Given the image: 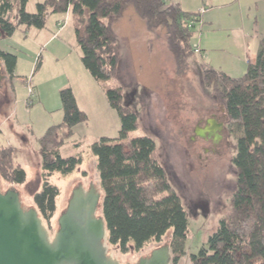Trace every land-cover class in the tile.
I'll return each instance as SVG.
<instances>
[{
    "label": "rangeland",
    "instance_id": "obj_1",
    "mask_svg": "<svg viewBox=\"0 0 264 264\" xmlns=\"http://www.w3.org/2000/svg\"><path fill=\"white\" fill-rule=\"evenodd\" d=\"M43 1L29 0L27 11L35 13L37 4ZM186 2L188 4L183 7L186 12L208 13L201 15L205 22L202 20L195 27L193 45L201 49L202 43H208L214 49L209 52L211 55L201 53L189 59L185 75L176 71L173 56L167 47L166 29L159 28L150 33L131 6L126 8L122 19L115 25L120 48L118 77L115 80L88 82L78 72L75 63L81 62V50L75 39H72L70 60H56L43 52L41 47L37 49L31 42L37 33L35 28L28 36L27 31L21 28L2 39L4 48L17 54L18 64L14 77L7 85L12 93L11 102L0 109V140L4 145L15 148V160L28 175L26 184L19 187L2 181L4 191L17 189L24 207L35 208L33 197L42 185L38 140L49 128L63 123L61 90L72 89L78 108L88 117L72 127L61 146L62 157L80 156L82 164L70 177L55 173L50 178L51 183L61 191L52 228L45 225L51 238L58 231V218L66 210L72 190L77 187L75 182L85 188L90 186L91 164L93 184L98 183L100 190L97 160L91 149L101 138L119 137L121 120L106 95L107 90L118 87L124 89V102L136 110L139 119V128L129 134L127 141L144 136L155 141L170 185L187 212L189 236L183 242L184 254L176 264H193L191 256L207 246L208 239L229 212L237 182L232 161L236 155L237 137L230 133L217 151L210 143L194 137L198 123L208 119L212 113L219 110L224 119L219 102L203 82L202 70L213 67L232 73L233 77L245 75L252 54L241 37L244 39L252 26L251 20L255 18L256 32L264 34V0ZM65 26L68 32L75 30L76 20L71 12ZM253 35L257 36V33ZM36 86L40 87L42 101L37 96ZM61 86L63 88L58 89ZM30 88L35 90L34 98L30 96ZM207 149L210 151L207 152ZM168 235L162 243L152 242L138 253L121 254L107 240L106 245L113 258L116 257L122 264H127V261L136 264L159 245H165ZM175 257L172 253V258ZM171 264H174L173 260Z\"/></svg>",
    "mask_w": 264,
    "mask_h": 264
},
{
    "label": "trees",
    "instance_id": "obj_2",
    "mask_svg": "<svg viewBox=\"0 0 264 264\" xmlns=\"http://www.w3.org/2000/svg\"><path fill=\"white\" fill-rule=\"evenodd\" d=\"M28 3L29 0H0V42L21 28L44 29L49 14L71 11L82 64L97 82L118 77L120 48L115 25L130 6L150 33L166 29L167 47L178 74L185 75L189 59L196 57L192 39L202 14L186 12L172 0H44L37 4L35 13L27 11ZM0 60L13 78L17 56L0 52ZM202 77L223 109L230 133L237 137L232 160L237 182L229 212L207 246L191 260L193 264H264V38L256 60L249 63L244 76L232 78L209 67L202 70ZM106 95L118 113L121 130L117 139L101 138L91 150L97 160L107 242L121 254L138 253L152 242L162 243L170 233L169 245L176 264L189 236L187 212L170 185L155 141L148 136L127 141L129 134L139 128V119L136 110L125 104L124 89H109ZM60 99L63 123L49 128L38 140L42 185L33 197L49 229L61 194L50 178L55 173L70 177L83 161L80 156L62 157L61 146L72 127L88 118L78 108L72 89L61 90ZM15 157V148L0 140V180L19 187L26 184L28 175Z\"/></svg>",
    "mask_w": 264,
    "mask_h": 264
},
{
    "label": "water",
    "instance_id": "obj_3",
    "mask_svg": "<svg viewBox=\"0 0 264 264\" xmlns=\"http://www.w3.org/2000/svg\"><path fill=\"white\" fill-rule=\"evenodd\" d=\"M0 62V87L7 78ZM90 187L75 182L66 210L58 219V231L50 232L36 208H25L20 192L3 190L0 180V264H122L113 258L106 245L107 226L100 214L102 194L93 184L90 165ZM156 247L136 264H171L169 245ZM127 264H130L127 261Z\"/></svg>",
    "mask_w": 264,
    "mask_h": 264
},
{
    "label": "crops",
    "instance_id": "obj_4",
    "mask_svg": "<svg viewBox=\"0 0 264 264\" xmlns=\"http://www.w3.org/2000/svg\"><path fill=\"white\" fill-rule=\"evenodd\" d=\"M172 1L174 3L181 4L182 8L183 7L185 8L186 5L188 4V2H186V0H172ZM70 12L71 11H69L65 16H62L59 14H49L47 17V23H46L45 28L41 29V30L36 29L37 33H35V36L31 40L32 44L36 45L37 49H39L41 47V50L44 49L43 52H46V54L48 53V54L52 55V58H54L56 60H60V59L61 60H67V59L70 60V58H71V45H73L72 39L76 40V37H75V30L74 31L69 30V32H68V29H66V26H65V21L67 19H69ZM206 14H208V13L206 12V13H203L202 15L205 16ZM202 20H204V17L201 18V22H202ZM251 21H252V26H250L248 32L245 33L246 35H244V39H243V37H241L242 41L244 42V45L247 48H249V51L252 54V56H251L252 60L248 61V65H249V63H253L256 60V57H257V54L259 51L260 41L264 38V34L259 35L258 32H256V30H255L256 25H257L256 18L254 20H251ZM204 22H205V20H204ZM212 23H214V22H212ZM32 29L27 31V33H26L27 36L32 34L31 33ZM254 32L257 33V36L255 35L256 37L253 35ZM229 39H230V37H229ZM213 49L214 48H212V44L206 43L204 45V43H202V45H201V50H202V53L204 55H208V54L211 55L209 52H212ZM0 52H7V53H12V54L15 53L12 50H6L4 48V45L2 42H0ZM43 52L41 55L42 57H43ZM15 55L17 56V54H15ZM238 60H240V59H238ZM80 63H82V61ZM80 63H78V61L75 63L76 69L78 70V72L80 74L83 75V77L85 79L88 80V82H92V80H94V79L92 77H90L91 75H88L86 73V71H87L86 69H85L86 71H84V69ZM17 64H18V61H17ZM248 65H247V68H248ZM214 69L221 72V70H219L220 68L219 69L214 68ZM64 71L66 72V70H64ZM15 72H16V69H15ZM223 73L227 74L228 76H230L232 78L242 77V76L233 77L232 76L233 74L231 73L232 74L231 75L228 72H223ZM62 88L63 87L61 86L58 89H62ZM35 89L37 91V96L42 101V95H41L40 87L38 86ZM11 95H12V93H11Z\"/></svg>",
    "mask_w": 264,
    "mask_h": 264
},
{
    "label": "flooded vegetation",
    "instance_id": "obj_5",
    "mask_svg": "<svg viewBox=\"0 0 264 264\" xmlns=\"http://www.w3.org/2000/svg\"><path fill=\"white\" fill-rule=\"evenodd\" d=\"M0 62L4 66L3 74L7 76V78L3 80L2 86L0 87L1 109L2 107L9 105V103L11 102V89L7 86L10 76L5 69L4 63L1 60ZM221 111V113L224 115V119L222 116H220L219 110H217L216 112L212 113L208 119L198 123L194 131V137H199L204 140V142L210 143L212 149H215L216 151L224 144L226 137L230 134L227 126L226 115L223 109H221ZM207 150V152L210 151L209 149Z\"/></svg>",
    "mask_w": 264,
    "mask_h": 264
},
{
    "label": "built area",
    "instance_id": "obj_6",
    "mask_svg": "<svg viewBox=\"0 0 264 264\" xmlns=\"http://www.w3.org/2000/svg\"><path fill=\"white\" fill-rule=\"evenodd\" d=\"M193 50H194V53H195L196 55L202 53V50H201L200 47L197 46V45H195V46L193 47ZM29 92H30V96H31V98H34V97H35V94H36V93H35V90H34L33 88H30Z\"/></svg>",
    "mask_w": 264,
    "mask_h": 264
}]
</instances>
